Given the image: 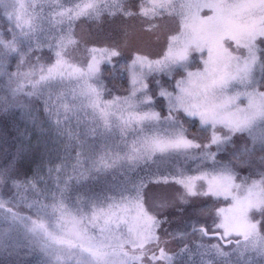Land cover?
I'll return each instance as SVG.
<instances>
[{
    "label": "snow or ice",
    "instance_id": "snow-or-ice-1",
    "mask_svg": "<svg viewBox=\"0 0 264 264\" xmlns=\"http://www.w3.org/2000/svg\"><path fill=\"white\" fill-rule=\"evenodd\" d=\"M179 7L189 12L180 13L183 30L170 37L164 58L151 61L136 55L129 68L130 94L105 100L100 63L111 64L112 57L120 53L115 48H93L86 67L75 62L79 45L74 35L75 21L120 13L144 18L148 30H152L159 23L158 17L176 8L172 0H76L72 4L63 0H0L10 36L6 38L0 32V69L10 57L18 60L15 72H0V76L7 75L13 102L24 107L33 98L43 100L58 133L62 125L72 120L78 126L84 124L91 138H106L92 167L97 172L122 169L123 179L114 190L89 197L83 203L79 197L69 203L71 181L84 176L81 158L91 148L88 141L69 132V140L77 142L73 146L75 155L70 157L73 162L62 161L55 169H49V175L54 172L56 178L47 194L39 193L28 201L23 193L28 189L39 192L37 181L22 183L0 170V186L11 181L19 197L14 204L12 199L0 195V220L9 222L10 230L21 226L46 255L55 257L57 264H255L257 258L264 261V170L260 180L249 183L248 178H239L237 183L231 161L224 164L216 159L221 146L237 134H247L252 141L253 148L246 147L245 153L251 154L257 143L264 149V0H215L205 4L185 0ZM205 7L213 11L207 21L191 12L196 9L198 13ZM45 47L54 55V62L51 58L45 60ZM205 49L207 59L202 69L188 71L176 82L175 93L160 89L159 95L168 102V115L162 117L154 110L142 70L146 67L150 72L170 74L181 67L186 69L190 53H204ZM3 100L0 97V103ZM180 112L198 116L202 128L211 129L208 143L186 136ZM113 136H118L122 148L107 144V138ZM212 145L217 146L216 152L208 151ZM190 149L201 151L193 153ZM177 152L199 157L201 163L212 162L210 170L200 169L197 175L180 173L176 183L183 188L182 201L200 195L232 196L231 207L219 209L211 223L198 221L190 225L191 233L200 238L195 253L187 245L179 253H170L158 231L164 221L145 207L149 184L167 183L169 179L150 172V163H158V156L169 157ZM64 175L67 179H62ZM197 181H205L207 190ZM20 202L33 214L20 215L15 210ZM152 202L161 209L171 203L164 193H153ZM6 235L0 231V247L4 246ZM197 255L199 261L195 259Z\"/></svg>",
    "mask_w": 264,
    "mask_h": 264
},
{
    "label": "trees",
    "instance_id": "trees-1",
    "mask_svg": "<svg viewBox=\"0 0 264 264\" xmlns=\"http://www.w3.org/2000/svg\"><path fill=\"white\" fill-rule=\"evenodd\" d=\"M63 2L72 4L76 0H63ZM184 2L185 0H174L173 4L178 6ZM172 12L176 13V9ZM178 15L180 14L178 13ZM157 19L159 23L152 30H148V24L144 18L127 17L120 13L116 15L104 13L99 19L81 17L75 21L74 35L79 41V45L74 57L78 58L79 53L80 58L76 61L78 64H80L82 59L84 60L82 52L90 53L89 50L93 48H115L120 53L119 56L112 57L111 64L107 61H101L100 63V78L105 85L103 99L108 100L114 96H119V93H127L130 90L131 73L129 68L133 53L131 45H136L138 50L144 48L145 51L143 49L139 50V52L145 54V57L148 59L153 60V55L149 51L150 41H158L165 44V46H169L171 35H179L180 28L176 25L175 21L170 20L166 28H164V21L159 18ZM0 32L6 38H10L3 10H0ZM108 38L118 39L116 41H107ZM143 42L146 46L142 45ZM139 45L140 47H138ZM43 53L46 61L48 58H51V61L54 62L55 57L47 47L43 49ZM96 55L99 56L100 53L97 52ZM194 58H196V55ZM190 60L187 62L186 69L181 67L170 74L162 71L150 72L146 67L143 69L147 75L148 88L146 91L153 97L154 110L159 112L162 117L168 115V102L164 97L159 95L160 89L163 87L169 92L175 93L177 81L186 77L188 71L194 72V69L202 67V62H199L198 59L194 60L193 64H188ZM17 63V59L10 57L5 62L4 68L0 69V72H15ZM196 64H199V66H196ZM0 97L4 98L3 102L0 103V170H3L6 175L22 183L33 180L37 181L39 192L28 189L23 193L28 201H31L39 193L47 194V190L54 187L56 177L54 172L51 176L49 175L50 168L55 169L62 161L68 164L73 162L70 157L75 155L73 146L77 142L75 139L69 140V132L74 137L78 135L81 140H86L91 145L88 154L81 158L84 176L78 180L74 179L71 181V188L68 193L69 203L75 202L77 197L83 203L89 197L103 196L109 193L110 190H114L123 179L122 169L119 167L109 169L106 172H97L92 167V161L97 159L104 149L105 137L91 138L87 135L85 125L80 124L78 126L75 120L62 125V131L58 133L54 118L50 117L45 111L43 100L33 98L32 102L24 107L13 102L8 92L7 75L0 76ZM17 99L26 100L27 98L18 97ZM179 116L186 136L189 139H195L197 142L203 143L206 139L207 130L202 128L199 117L188 116L183 112H180ZM90 123L91 121H89V125ZM247 139L250 138L248 137ZM248 142L251 144V139ZM107 144L109 146L118 145L120 148L123 147L118 136L107 138ZM256 145L260 153L258 158L261 162V157H264V149H262L259 143ZM188 151L199 153L201 150L194 149ZM222 158L228 160L231 159V156L229 153L228 156L221 155L220 152L216 153L218 161H221ZM155 159L159 162L150 163L149 171L167 176L168 178L178 173L175 169L176 166L186 169V171H182L184 174H190L191 168L193 170L204 169L212 163L211 160L201 163L199 157L190 158L179 152L173 153L169 157L161 158L158 156ZM185 160H188L186 165L183 164ZM189 164L190 167L187 166ZM198 164L200 168H197ZM253 165L261 167L259 163H253ZM123 171H126V169ZM68 174H71L70 169ZM62 179H67V175L62 176ZM146 191L149 192L148 201L153 203L152 194L162 192L164 189L149 184ZM0 195L6 200L12 199L14 204L19 200V197L16 196V189L13 187L11 181L0 186ZM170 204L174 206V208L171 206V210L176 211V215L172 216V219L178 224L174 228L177 231L179 230V237L183 234L185 238L191 239L188 241L191 242V245L193 244L189 248L192 251V248L195 247L194 244L197 245L200 239L198 235L191 233L190 225L198 221H208L210 223V215L209 212L207 213L210 205L205 203L198 206V204L190 203V201L184 203L174 201ZM15 210L22 216L33 214L24 202H20ZM179 215L180 219L177 221ZM33 218L35 217L33 216ZM181 228L184 229V232ZM0 231L7 233L3 241L4 246L0 247V264H33L31 262L34 260L35 264H43L41 262V246L36 241L27 237L21 226L10 230L9 222L0 220ZM175 233L179 234L178 232ZM255 264H264V261H260L257 258Z\"/></svg>",
    "mask_w": 264,
    "mask_h": 264
},
{
    "label": "rangeland",
    "instance_id": "rangeland-1",
    "mask_svg": "<svg viewBox=\"0 0 264 264\" xmlns=\"http://www.w3.org/2000/svg\"><path fill=\"white\" fill-rule=\"evenodd\" d=\"M174 0H172L173 3ZM191 2L193 3H201V4H205V3H213L215 2V0H191ZM179 5H176V13L175 12H171L170 14L165 12V14L162 17H158L159 19L164 21L163 27L166 28V25L169 23L170 20L175 21L176 25L180 28V31L178 33H180L183 29H182V19L183 17L181 15H178V13H184V15H187L189 10L188 9H181L178 8ZM191 12L196 14L201 20L207 21V18L213 15V11L210 8H202L199 10V12L197 13L196 9H191ZM171 23V22H170ZM172 24V23H171ZM145 33V31H144ZM174 36L173 34L171 35V37ZM118 38H108L107 41L110 40H115ZM152 40V39H151ZM150 47H149V51L150 53H152L153 55V60L151 61H155V60H162L164 58V56L167 53L168 50V46H165V44L159 43L158 41H150ZM143 46H146V44H144V42L142 43ZM149 45V44H148ZM131 50L133 51L132 53V57H131V64L133 59L135 58L136 55H141V56H145V54H143L142 52L140 53L139 50H143L144 48H140L139 50L137 49L136 45H131ZM140 47V45L138 46ZM148 47V46H147ZM145 51V49L143 50ZM198 54V55H197ZM206 54V55H205ZM84 55V60L82 59V61L80 62V65L83 67H86L87 62L91 59V55L92 53H84L82 52V56ZM196 55V58H194ZM205 55V56H204ZM201 53L198 51L195 52H191L189 55V63L188 64H193L194 60L198 59L199 62H202V67L199 69H194V72H196L197 70H200L204 67V59H207V50L205 49V53ZM78 58H80V55L78 53ZM78 58H75V62L78 60ZM150 60V59H149ZM196 66H199V64H196ZM139 67V66H138ZM155 72V71H153ZM142 74H143V80L144 83L147 84V75L145 73L144 70H142ZM131 91V79H130V90ZM129 91H127V93H119L121 97L123 96H128L130 93ZM139 95V93H138ZM118 96V95H117ZM243 99V98H242ZM247 101L244 100V104H246ZM243 106V105H242ZM221 131H226V130H221ZM257 135L260 134L259 130L256 133ZM212 135V131L211 129L207 130L206 133V139L203 141V143L201 144H206L208 143L210 137ZM248 136L247 134L241 135V134H237L235 136L232 137V140L229 141L228 143L224 144L223 146H221V150L219 151L220 154H224L226 156L229 155L231 156V159H224L222 158V160L220 161L221 163L227 164L229 163V161H231L232 165L234 166V171L237 173L238 175V180L237 183H239V178H248L249 183H251L252 180H260L261 179V171L264 170V163L260 162L259 160V151L257 149V145H255V149L253 151H251V154H247L245 153V148L247 147L248 149H252L253 145L252 141L251 144H249L247 139ZM261 146V145H260ZM217 146L216 145H212L210 149H208V151L211 152H216ZM190 150H194V149H190ZM183 151V150H181ZM216 152V153H219ZM233 157V159H232ZM209 160H207L208 162ZM258 161V162H257ZM188 160H185L183 164H187ZM253 163H259L261 164V167H256L253 165ZM252 164V165H251ZM190 167V164L187 165ZM212 166V163H210V165H208L207 167H205L204 169L206 170H210ZM176 171L178 172L177 174L172 175V177H170L168 179L167 183H152V185H154L155 187L158 188H163L164 191L162 192H157V193H164L167 195L168 199L170 202H174V201H178L183 202L180 199V195L181 193H183V188L180 184L176 183V179L179 178L180 173L183 171H186V169H183L180 166H176L175 167ZM200 169H195L193 170L192 168L190 169V174H185V175H197L199 174ZM175 172V171H174ZM204 185V190H207V184L205 181H197V185ZM156 189V188H154ZM166 190V191H165ZM239 193H234V195H238ZM222 200V202H220ZM190 201V203H194V204H198L199 205H203L205 203H208L210 205V208L207 210V213L209 212V217H210V223L212 221L213 218L216 217V213L218 212L219 209L224 208L227 209L229 207H231L232 204V196H228L227 198H225V196L220 195V196H212V195H200V196H196V197H188L187 198V202ZM221 203V204H220ZM171 204L166 207V208H158L156 205H154V203H150L148 200L146 201L145 207L149 208L150 211L155 214L157 216L158 219L164 221V223L161 226V229L158 230L161 236V239L166 241V247L167 250L170 253H179L180 250L187 245L189 248L191 245V242H189L188 238H185L183 235H180L179 230L177 231L174 227L175 225H177L178 223H175L172 219V216L174 217V215H176V211L175 210H171ZM174 208V206H172ZM178 214V213H177ZM180 219V215L178 216V220ZM180 223L182 224V222L180 221ZM181 230L184 232V229L181 228ZM175 232H178L179 234H176ZM200 239V238H199ZM205 240H207V238H205ZM195 247L192 248V252L195 253L196 251V244H194ZM228 247H233L232 245H229ZM42 254V258H41V262H43V264H57L55 257H49L48 255H46L43 251H41ZM195 259L197 261H199V256H195ZM33 264H35V260L33 262H31ZM179 264V262H178ZM184 264H187V262L185 261Z\"/></svg>",
    "mask_w": 264,
    "mask_h": 264
}]
</instances>
